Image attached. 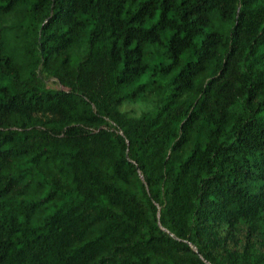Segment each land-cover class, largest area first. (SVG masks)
<instances>
[{
	"label": "trees",
	"instance_id": "obj_1",
	"mask_svg": "<svg viewBox=\"0 0 264 264\" xmlns=\"http://www.w3.org/2000/svg\"><path fill=\"white\" fill-rule=\"evenodd\" d=\"M22 7L0 264H264V0H0V22Z\"/></svg>",
	"mask_w": 264,
	"mask_h": 264
},
{
	"label": "rangeland",
	"instance_id": "obj_2",
	"mask_svg": "<svg viewBox=\"0 0 264 264\" xmlns=\"http://www.w3.org/2000/svg\"><path fill=\"white\" fill-rule=\"evenodd\" d=\"M27 8H20L11 15L9 18L4 19L0 22V28L6 30V36H5V42L7 45L8 52L16 56L17 63L20 66L21 72L27 76L31 74V65L29 64V58L21 57L17 54V50L19 47V39H16V37L20 34L19 32H23L22 27L24 26V30L28 27V19H24L23 16L27 15L26 13ZM26 47L30 46V43L26 44ZM163 50V47L159 46ZM163 58H159L161 61ZM145 79H140L136 82L135 85L131 87L129 90H133L137 88L140 84L145 83ZM153 106L151 101H148L146 99H141L137 103H127L125 105V110L130 109L134 111L137 114L142 113L143 111L149 110Z\"/></svg>",
	"mask_w": 264,
	"mask_h": 264
}]
</instances>
